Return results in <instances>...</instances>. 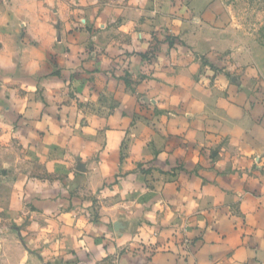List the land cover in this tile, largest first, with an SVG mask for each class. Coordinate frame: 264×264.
Returning <instances> with one entry per match:
<instances>
[{
	"label": "crops",
	"instance_id": "1",
	"mask_svg": "<svg viewBox=\"0 0 264 264\" xmlns=\"http://www.w3.org/2000/svg\"><path fill=\"white\" fill-rule=\"evenodd\" d=\"M187 11L0 0V264H264V65Z\"/></svg>",
	"mask_w": 264,
	"mask_h": 264
},
{
	"label": "rangeland",
	"instance_id": "2",
	"mask_svg": "<svg viewBox=\"0 0 264 264\" xmlns=\"http://www.w3.org/2000/svg\"><path fill=\"white\" fill-rule=\"evenodd\" d=\"M155 1L182 6L196 5L199 12H183L187 17L195 13H205L213 8V13L217 16L214 26L219 29L220 36H226L225 38L228 40V43L222 42L221 48L217 50L220 66L218 68L233 69L238 65L237 63L241 58L245 60V56L249 55L259 59L260 64L264 65V0ZM174 14H178V12H173ZM203 21L204 24H210L205 17H203ZM168 37L170 42L174 44L177 35L173 34Z\"/></svg>",
	"mask_w": 264,
	"mask_h": 264
}]
</instances>
